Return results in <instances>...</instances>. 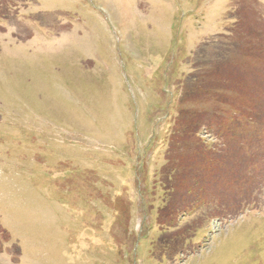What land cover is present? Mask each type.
Masks as SVG:
<instances>
[{
  "label": "rangeland",
  "instance_id": "rangeland-1",
  "mask_svg": "<svg viewBox=\"0 0 264 264\" xmlns=\"http://www.w3.org/2000/svg\"><path fill=\"white\" fill-rule=\"evenodd\" d=\"M262 40L264 0H0V220L18 264H264V167L231 196L242 212L159 225L195 67Z\"/></svg>",
  "mask_w": 264,
  "mask_h": 264
},
{
  "label": "trees",
  "instance_id": "trees-1",
  "mask_svg": "<svg viewBox=\"0 0 264 264\" xmlns=\"http://www.w3.org/2000/svg\"><path fill=\"white\" fill-rule=\"evenodd\" d=\"M216 52L206 64L195 67V83L186 88L182 109L172 127L168 162L160 174L170 198L160 212L165 215L159 218L161 227L176 228L183 218L206 206L217 205L219 217L223 218L242 212L239 204H231L233 192L236 191L237 201H242L243 195L238 191L250 187L255 177L261 178L264 71L262 67L256 69V60L264 62V40L247 42L236 50L228 44L225 51ZM202 129L215 133L222 145L212 148L207 145L200 136ZM234 209L237 210L233 212ZM10 240L0 223V253ZM19 257L18 249L14 261L18 262Z\"/></svg>",
  "mask_w": 264,
  "mask_h": 264
},
{
  "label": "crops",
  "instance_id": "crops-1",
  "mask_svg": "<svg viewBox=\"0 0 264 264\" xmlns=\"http://www.w3.org/2000/svg\"><path fill=\"white\" fill-rule=\"evenodd\" d=\"M4 257H5L4 255H1V254H0V259H4V260H6V259H7L6 261H9V260H8V259H9V257H8V258H4ZM6 257H7V256H6ZM11 262H12V261H11Z\"/></svg>",
  "mask_w": 264,
  "mask_h": 264
}]
</instances>
